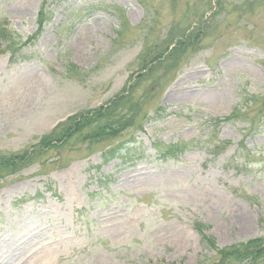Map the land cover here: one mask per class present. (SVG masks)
Listing matches in <instances>:
<instances>
[{"label":"rangeland","instance_id":"374dc122","mask_svg":"<svg viewBox=\"0 0 264 264\" xmlns=\"http://www.w3.org/2000/svg\"><path fill=\"white\" fill-rule=\"evenodd\" d=\"M263 105L264 0H0V255L214 264L264 236Z\"/></svg>","mask_w":264,"mask_h":264},{"label":"trees","instance_id":"16d2710c","mask_svg":"<svg viewBox=\"0 0 264 264\" xmlns=\"http://www.w3.org/2000/svg\"><path fill=\"white\" fill-rule=\"evenodd\" d=\"M131 85H132L131 83H128L126 85V87L122 89L121 96L119 98L113 100L112 102H110L107 105V109H105L103 112L100 111L99 113L98 112L94 113V115L92 113L90 116L85 115V116L81 117L80 118L81 122L79 124V127L80 128H91L90 123L98 120V121L106 122L105 124H103L101 126L102 127L108 126L107 129L110 131L113 128L112 125L117 124V123H119V121L123 120V115H120L118 113V111H120V110H125V112L127 111V109H126V104L128 102L127 95L130 93L128 91L130 90ZM237 113H238V111L236 109L233 110L228 118L216 121L215 125L218 126L219 123L223 124V123L233 121L234 119L239 117ZM259 113L261 114V111ZM98 125H100V124H98ZM126 127H128V126H126ZM62 129L63 128L57 127L56 130L51 135H49L45 139H43L42 142H40L38 145L39 146L47 145V148H48L51 145L54 146L53 144L61 142L62 140L58 135L62 131ZM66 130L67 129L64 128L63 133ZM228 146H229V143H227V142L224 143L222 148H219L218 146H216L213 149L214 151H216V154H214L215 153L214 151H211V153L214 156H216V155L220 154ZM47 148H45V149H47ZM167 149H168V152H167L168 156H176L177 154L182 153L183 149H186V145H184V144H173V145L167 146ZM157 151H159V150H157ZM239 152H241L243 154V156L245 154L246 157H251L250 152L244 148V145L242 143H240L238 148L236 149V151L229 158V161L231 163H236V160L238 158L237 154ZM107 155H108L107 158L110 160L114 159V158H119V157L122 158V156H120V152L118 153L117 150H115V149H112V150H109L108 152H106L105 156H107ZM161 155H165V154H160V151H159L158 156H161ZM25 156L26 155H21L18 160L20 161V160L24 159ZM14 162H15L14 158H11V159H8L6 161L4 160L3 164H4V166L5 165L12 166L14 164ZM251 163H253L252 160H251ZM198 227L199 226L195 227V230L197 232H200L202 228L198 229ZM206 239H208V237H201L202 242H204ZM216 255L218 256V260L214 264H260L261 261H264V236H261L259 238L253 239V240H249L246 243L238 245V246L233 247L231 249L220 250V252L216 253Z\"/></svg>","mask_w":264,"mask_h":264},{"label":"bare ground","instance_id":"6f19581e","mask_svg":"<svg viewBox=\"0 0 264 264\" xmlns=\"http://www.w3.org/2000/svg\"><path fill=\"white\" fill-rule=\"evenodd\" d=\"M54 225H53V221L50 222L49 224H47V227L49 228H52ZM35 231V228L34 227H30L28 230H25V232H28V233H32ZM35 237V234L32 235V238ZM22 239L24 240L22 246L18 249L19 252H16V250H13L12 252H7V254L5 255V253H3L2 255H0V264H21L20 263V260H23L25 258V256H21V257H16L15 254H18V253H23V251H26L25 253H29L31 252V250L29 249V247H26L28 246L32 239H27L26 236L24 235L22 237ZM26 239V240H25ZM48 254H52L53 252H47ZM26 259H29L30 262L29 263H26V264H47V258H42L41 256H39L38 258H35V256H29L27 257Z\"/></svg>","mask_w":264,"mask_h":264}]
</instances>
